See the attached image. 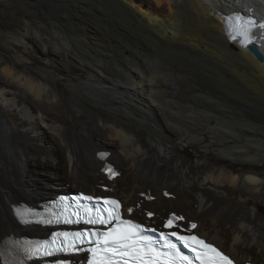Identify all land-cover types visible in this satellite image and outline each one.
I'll list each match as a JSON object with an SVG mask.
<instances>
[{
  "label": "bare ground",
  "instance_id": "obj_1",
  "mask_svg": "<svg viewBox=\"0 0 264 264\" xmlns=\"http://www.w3.org/2000/svg\"><path fill=\"white\" fill-rule=\"evenodd\" d=\"M39 1L29 8L38 18ZM155 2L157 7L149 0H51L54 15L66 18L67 24L39 18L43 27L63 35L59 40H42L46 50L42 57L48 63L84 66L89 75L81 86L73 80L75 105L67 111V123L50 115L59 103L46 75L31 67L19 69L0 56V264L11 234L41 230L20 224L18 213L26 204L37 206L48 193L55 196L67 189L65 175L74 187L93 192L106 183L126 207L140 203L136 213L153 208L155 220L178 210L187 221L198 222L196 232L241 264L251 259L264 264V219L249 207L252 200L264 204V170L239 171L214 164L205 168L209 161L189 164L175 149L181 148L179 142L205 147L208 133L212 140L207 150L217 147L231 164L264 162V62L249 46L230 39L223 21V15L247 13L252 6L264 20V0ZM92 14L94 28L84 23ZM32 32L41 34L27 20L11 38L28 52ZM260 43L264 54V40ZM62 44L69 53L58 52ZM16 56L24 63L31 60ZM160 96L170 104L163 105ZM88 105L105 114L95 117L98 137L87 123L77 125ZM6 110L21 116L19 133L31 147L16 146ZM55 137L62 148L46 145L43 151L49 163H39V171L32 172L28 165L33 160L24 157L34 154L35 145ZM104 147L111 148L112 152L102 151L112 154L109 160L121 172L113 182L101 172L104 161L97 157ZM56 152L64 153V169ZM144 190L153 194L152 203L142 201ZM236 191L238 196H233ZM22 196L33 201L19 199Z\"/></svg>",
  "mask_w": 264,
  "mask_h": 264
},
{
  "label": "snow or ice",
  "instance_id": "obj_2",
  "mask_svg": "<svg viewBox=\"0 0 264 264\" xmlns=\"http://www.w3.org/2000/svg\"><path fill=\"white\" fill-rule=\"evenodd\" d=\"M225 19L230 39H239L244 47L252 45L253 50L257 49L258 41L253 31L264 29V22L258 23L252 15L243 12H235ZM107 171L111 176L118 175L111 167ZM71 199L72 205H69V198H62L65 211L55 221L45 222H83L92 227L77 232H55L50 241H25L24 258L18 264H26V261L40 256L80 252L88 254L85 264H234L214 243L193 233L197 229L196 223L181 225L180 222L185 220L183 216L170 215L161 226L167 231L158 230L146 221L137 222L133 216L134 208L122 206L118 199L83 193ZM71 206L74 210L68 212L67 208ZM145 215L152 217L153 213L149 211ZM98 225L103 226V230L96 227ZM59 264L66 262L60 261Z\"/></svg>",
  "mask_w": 264,
  "mask_h": 264
},
{
  "label": "rangeland",
  "instance_id": "obj_3",
  "mask_svg": "<svg viewBox=\"0 0 264 264\" xmlns=\"http://www.w3.org/2000/svg\"><path fill=\"white\" fill-rule=\"evenodd\" d=\"M36 2H38V0H26L24 2L13 1V0L12 1L11 0H0V56L4 58L5 63L11 64V65L13 64V65L17 66L19 69L29 70L31 67L34 71H36L38 73L40 72V74L42 73L41 75L45 74L47 79L49 80L50 84L52 85L53 89L55 90V92L57 94V100L59 103L56 111H51L50 115H52L53 117H55L56 119H58L60 121H65V119H67V117H68L67 111H69L71 109V107L72 106L74 107V105H75L74 81L77 82V86H81L82 84H86V82L89 79V75H88V72L84 66H80V65L72 64V63H65V62L62 63V62H59L58 60H53L51 63H48L45 60V58L42 57V54L44 56L45 51H46L42 40H49V39L59 40L60 37H62L63 35L62 34H56L55 32H51L47 27H45V26L43 27V25L38 23L39 18H41V19L46 18L47 20H55V21L61 23L62 25H66L67 22H66V18H64L63 16L54 15L53 5L51 3V0H41V2L39 1L38 9H39V12L41 15L39 18L35 17L34 15H32L29 12V8L31 6H33L34 3H36ZM149 2L152 3L153 6L157 7L155 0H149ZM80 11L83 12L81 9L79 10V12ZM162 11H165V9H162ZM88 16L85 17L84 23L86 25H88L90 28H94V26L96 24V18L93 17V14L88 15ZM90 16H92V17H90ZM27 20H29L32 23L33 28H35L39 32H41V34H39V35H36L35 33L32 32L31 38L33 39V47L31 45V48L28 52H26L24 49L20 48L19 44H17V42L13 38H11V37H15V33L17 31H19L22 24L25 23ZM18 47H19V51L16 49ZM58 52L59 53H65V52L69 53V48H67L66 46H64V44H62L59 47ZM19 53H20V55H26L27 57L29 56V58L31 60H29L28 62H25V63L22 61H19L17 56H16ZM70 53H72V52H70ZM0 62H1V60H0ZM27 64H29V67L27 66ZM61 74H63L64 76L62 77ZM79 77H81L83 80H78ZM159 99H160V101H162L161 103L163 105H169L170 104V103H167L169 101L166 98H163L160 96ZM99 112H101V111H99L95 106L88 105L87 107L84 108V112H82V111L80 112L79 119L77 120V125H79V124L81 125L82 123H87L88 126L94 131L96 137H98L100 128L96 125L97 119L95 117ZM5 114H6L5 115L6 120L8 122H10L11 126L14 128L13 134H15L14 135V141H15L16 146L20 150H23L26 145L31 147L30 144H27L26 141L23 139V137L19 133L18 127L21 126L20 125L21 116L15 112H13L12 110H6ZM92 115H93V117L91 119ZM101 115L105 116V114H103L102 112H101ZM216 131L217 132L218 131L219 132H225L221 128H217ZM48 134H52V131L48 132ZM205 137H206V144H203L205 147H202V145H200L199 143H194V142L190 143V144L179 142V144H181L182 146H181V148L179 146H176L175 147L176 152L178 153V155L180 154L179 156H182L184 158V160L189 164H192V163L197 164L199 161L207 163V161H209L207 164H205V166H204L205 168L214 164V165H218V166L228 165V166L232 167L233 169L239 170V171L240 170L241 171H249V170L263 171L264 170V162H252V163H247V164H243V165H239L237 163L231 164L230 160H228L225 156H221L219 154L218 150H216L217 147H213L212 148L213 151L211 150V152H209L207 150L206 146L209 145V143L212 140L210 138L211 135L206 133ZM44 143L45 144H43V145H35L33 147V150H34L33 153L34 154L29 155L28 157L27 156L24 157L25 160L27 158L33 160L32 163L30 165H28V169H30L32 172L39 171L40 166L42 165L39 163H44V162L49 163L48 162L49 160L46 158V156L44 155V151H43V149H44V147H46V145L50 144V145L57 146L58 148H62L61 143L57 140L56 137L52 138V140H49V141L46 140ZM102 143H103V145H107V146H111V147L116 148L115 145L108 144L105 142H102ZM142 143L145 145V147H149V142L146 138H142ZM99 150L100 151L101 150H107V151L112 152L111 148H105V147L101 148ZM56 157L58 160V164L63 166L62 168L64 169V163H66L65 158H64L65 157L64 153L63 152H61V153L56 152ZM169 161H171L172 165L176 164V160L173 158H169ZM29 166H32V167L34 166V168L32 169V167L30 168ZM36 167H38V168H36ZM126 174H127V172H126ZM59 176H62V175H59ZM62 177H64L66 180L69 181V183H68L69 186L67 189L59 190V191H70V190H72V191H78V190L91 191L87 188L84 189L83 187H74L72 185V183L70 182L71 179L69 177H67L66 175L62 176ZM104 184H106V183H104ZM97 187H96V189H97ZM228 189H229V187H228ZM144 192L150 196H153V194L150 191L144 190ZM106 194H111V195L115 196V194L111 190L109 192H107ZM238 194H239V191H236V192H233L232 195L238 196ZM49 195H51V194L48 193L45 195V197L43 196V198L40 199V202L43 200H47L48 198H52L54 196V195H51V196H49ZM19 199L26 201V202L29 201V203L33 201V200L29 199L27 196H22ZM152 202L153 201H151L149 203H152ZM132 205H135V203H133ZM249 207L256 208L258 215L264 219V204H261V203L257 202L256 200H252L249 202ZM138 210H141V207L138 208L137 211ZM145 210H149L150 212H153L156 214V212L153 211V208H145L144 210L140 211L139 213L140 214L142 213L144 215ZM169 212H180V211L174 210V211H169ZM180 213H182V212H180ZM184 216L187 217L186 215H184ZM137 217L141 218L140 216H137ZM153 221L155 223L156 222L157 223L163 222L162 219L155 220V218L153 219ZM192 221H196V220H192ZM22 235H30L31 236V235H36V233H33V230H28L26 232L23 231ZM247 255H249V254H247ZM250 256H252V258L255 259V251L254 250H252V251L250 250ZM250 263L254 264L252 262V259H251Z\"/></svg>",
  "mask_w": 264,
  "mask_h": 264
},
{
  "label": "water",
  "instance_id": "obj_4",
  "mask_svg": "<svg viewBox=\"0 0 264 264\" xmlns=\"http://www.w3.org/2000/svg\"><path fill=\"white\" fill-rule=\"evenodd\" d=\"M249 50L250 52L256 57V59L260 62H264V59H261V57H264V54L261 52V50L259 49V47H257L256 50H253V46L249 45ZM161 53L163 54H168L166 51L162 50ZM21 203V202H20ZM19 203V204H20Z\"/></svg>",
  "mask_w": 264,
  "mask_h": 264
},
{
  "label": "trees",
  "instance_id": "obj_5",
  "mask_svg": "<svg viewBox=\"0 0 264 264\" xmlns=\"http://www.w3.org/2000/svg\"><path fill=\"white\" fill-rule=\"evenodd\" d=\"M74 194H76L75 192H73Z\"/></svg>",
  "mask_w": 264,
  "mask_h": 264
}]
</instances>
